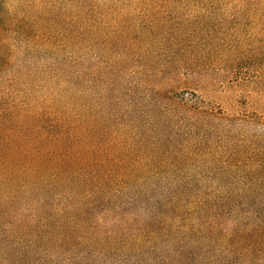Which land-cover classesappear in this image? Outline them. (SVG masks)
Returning a JSON list of instances; mask_svg holds the SVG:
<instances>
[{
    "label": "trees",
    "instance_id": "trees-1",
    "mask_svg": "<svg viewBox=\"0 0 264 264\" xmlns=\"http://www.w3.org/2000/svg\"><path fill=\"white\" fill-rule=\"evenodd\" d=\"M85 1L29 19L0 3V264H264V120L160 91L96 127ZM16 43L35 53L15 68ZM190 171L235 180L143 181Z\"/></svg>",
    "mask_w": 264,
    "mask_h": 264
},
{
    "label": "rangeland",
    "instance_id": "rangeland-1",
    "mask_svg": "<svg viewBox=\"0 0 264 264\" xmlns=\"http://www.w3.org/2000/svg\"><path fill=\"white\" fill-rule=\"evenodd\" d=\"M1 1L6 11L16 8V13L29 19L46 8L64 13L81 0ZM85 3L94 8L86 58L96 127L103 125L107 134H112L126 120H134L135 115L142 117L166 105L160 91L175 102H202L230 117L245 115L264 120V0ZM25 46L17 44L25 54L15 68L28 64L35 53ZM37 56L44 58L46 51ZM169 108L174 109V105L169 103ZM221 142L235 152V140ZM226 163L235 166V156L222 160L220 165ZM190 172L148 175L143 181L235 180V175Z\"/></svg>",
    "mask_w": 264,
    "mask_h": 264
}]
</instances>
